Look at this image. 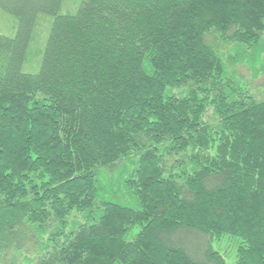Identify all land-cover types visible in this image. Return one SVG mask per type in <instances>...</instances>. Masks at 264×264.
I'll return each instance as SVG.
<instances>
[{"label":"trees","instance_id":"16d2710c","mask_svg":"<svg viewBox=\"0 0 264 264\" xmlns=\"http://www.w3.org/2000/svg\"><path fill=\"white\" fill-rule=\"evenodd\" d=\"M63 3L0 0V261L264 264V0Z\"/></svg>","mask_w":264,"mask_h":264},{"label":"rangeland","instance_id":"374dc122","mask_svg":"<svg viewBox=\"0 0 264 264\" xmlns=\"http://www.w3.org/2000/svg\"><path fill=\"white\" fill-rule=\"evenodd\" d=\"M80 0H64L63 6H62V12H73L76 10L77 6L79 5ZM44 20L40 21L38 27L36 28V35H35V42L31 45L30 51H29V58L28 61L24 63L23 70L26 72H36L39 66L38 59H39V51L40 49H43V46L45 44V39L49 30V22L51 21V17L45 16ZM14 19L11 14L6 13L0 8V33L4 35H11L13 31H11L14 28ZM48 29V30H47ZM260 50L261 54L259 56V62L256 64L257 69L259 70L261 65L264 64V34L262 35V38L260 40ZM226 51H223L222 53H226ZM232 52V50L230 51ZM251 50H246V54L248 56L251 54ZM237 53V52H236ZM258 60V59H256ZM263 63V64H262ZM248 64H237L234 66V69L237 73V76L240 78L242 82L250 83L251 87L257 88L260 90L264 87V72L259 73L258 75L254 76L252 70H250L247 66ZM231 69V67H230ZM247 83V84H248ZM111 176H116L115 173H110ZM128 196V194H127ZM129 199V197H126ZM74 220H79L80 216H74ZM217 245V244H216ZM235 244L230 240H222L218 242L219 250L222 251L226 261L232 262L234 259V252H235ZM7 260V261H6ZM6 261V262H5ZM10 258V255L8 257H5V259L0 264H24L23 258L15 260L13 262ZM26 264V263H25Z\"/></svg>","mask_w":264,"mask_h":264}]
</instances>
